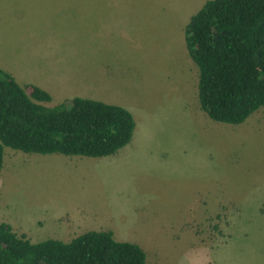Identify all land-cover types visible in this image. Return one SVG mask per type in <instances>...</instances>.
I'll return each instance as SVG.
<instances>
[{"label":"rangeland","instance_id":"obj_1","mask_svg":"<svg viewBox=\"0 0 264 264\" xmlns=\"http://www.w3.org/2000/svg\"><path fill=\"white\" fill-rule=\"evenodd\" d=\"M207 1L0 0V68L24 85L64 59L98 66L100 90L71 89L113 97L137 123L106 157L6 147L0 224L33 242L111 230L150 264H264V107L242 124L202 109L186 27Z\"/></svg>","mask_w":264,"mask_h":264},{"label":"trees","instance_id":"obj_2","mask_svg":"<svg viewBox=\"0 0 264 264\" xmlns=\"http://www.w3.org/2000/svg\"><path fill=\"white\" fill-rule=\"evenodd\" d=\"M186 41L201 107L213 120L242 124L264 107V0L207 1L187 25ZM52 101L47 90L23 86L0 68V182L6 147L106 157L132 142L137 123L128 108L84 97L46 105ZM0 264L150 263L139 244L118 241L111 230L33 242L1 223Z\"/></svg>","mask_w":264,"mask_h":264},{"label":"crops","instance_id":"obj_3","mask_svg":"<svg viewBox=\"0 0 264 264\" xmlns=\"http://www.w3.org/2000/svg\"><path fill=\"white\" fill-rule=\"evenodd\" d=\"M64 7L67 8L70 6L64 5ZM52 8H63V6L62 4L60 5L53 4ZM85 8H87L88 10L83 11L82 14L86 16L87 20L89 19L88 15L93 17L97 14L96 8L90 7V6H85ZM58 15H59L60 20H63V16H64L63 13H58ZM94 18H90L89 20L90 27H88V36L90 38H92V36L94 35L95 36L99 35L100 27L97 26L96 23H92ZM63 61L65 62V64L58 63L56 66L44 67V68H47L45 69L44 79H41L39 77L29 78V79H26L25 81L23 80V84H24L23 86L28 85V84H35L47 90L48 92L51 93L53 97V101L51 103L55 102L54 100L55 97L62 99V100H59L57 103H61L66 99L75 98V97H84V98L88 97L89 99L98 100V101L106 102L109 104L116 103L117 100H113L112 99L113 97L109 95L104 94L103 95L104 97H103L101 93L92 94L89 92H78V91L74 92L73 89H71L72 87H75V86H82V87H92L93 86L94 88L100 90L96 84L103 77L101 76V73L98 70V66H95V65L84 66L83 60L79 62H72V63L68 62L67 59H64ZM66 91L73 92L74 94L66 93ZM101 96L102 98H107V99L102 100L98 98Z\"/></svg>","mask_w":264,"mask_h":264}]
</instances>
